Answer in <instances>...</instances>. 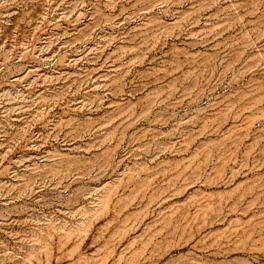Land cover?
Returning a JSON list of instances; mask_svg holds the SVG:
<instances>
[{
  "label": "rangeland",
  "instance_id": "rangeland-1",
  "mask_svg": "<svg viewBox=\"0 0 264 264\" xmlns=\"http://www.w3.org/2000/svg\"><path fill=\"white\" fill-rule=\"evenodd\" d=\"M0 264H264V0H0Z\"/></svg>",
  "mask_w": 264,
  "mask_h": 264
}]
</instances>
